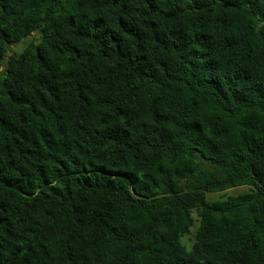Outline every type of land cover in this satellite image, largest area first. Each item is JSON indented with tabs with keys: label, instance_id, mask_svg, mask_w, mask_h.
<instances>
[{
	"label": "trees",
	"instance_id": "obj_1",
	"mask_svg": "<svg viewBox=\"0 0 264 264\" xmlns=\"http://www.w3.org/2000/svg\"><path fill=\"white\" fill-rule=\"evenodd\" d=\"M0 264H264V0H0Z\"/></svg>",
	"mask_w": 264,
	"mask_h": 264
},
{
	"label": "rangeland",
	"instance_id": "obj_2",
	"mask_svg": "<svg viewBox=\"0 0 264 264\" xmlns=\"http://www.w3.org/2000/svg\"><path fill=\"white\" fill-rule=\"evenodd\" d=\"M37 35H38V33H34L32 36L26 38L24 41L20 42L19 44L12 45L11 48H10L9 54L21 51L25 46H27L29 41L32 40L33 38L37 37ZM1 68H4V64L1 65ZM247 190H248V187L242 186V187L234 188V189H232L229 192L230 193H243V192H245ZM220 195H221L220 193H212V194L208 195V198L210 200L217 199V198L220 197ZM194 231H195V227H193L192 233L189 236H193L194 235ZM189 236H186L185 239L187 240L189 238Z\"/></svg>",
	"mask_w": 264,
	"mask_h": 264
}]
</instances>
